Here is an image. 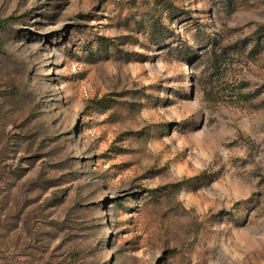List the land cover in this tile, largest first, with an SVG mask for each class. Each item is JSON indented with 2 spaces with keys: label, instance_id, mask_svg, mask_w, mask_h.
Here are the masks:
<instances>
[{
  "label": "rangeland",
  "instance_id": "rangeland-1",
  "mask_svg": "<svg viewBox=\"0 0 264 264\" xmlns=\"http://www.w3.org/2000/svg\"><path fill=\"white\" fill-rule=\"evenodd\" d=\"M0 25V264H264V0Z\"/></svg>",
  "mask_w": 264,
  "mask_h": 264
},
{
  "label": "trees",
  "instance_id": "trees-1",
  "mask_svg": "<svg viewBox=\"0 0 264 264\" xmlns=\"http://www.w3.org/2000/svg\"><path fill=\"white\" fill-rule=\"evenodd\" d=\"M0 26H2V25H0ZM149 28L151 29V31L155 32V30H154L155 29V23L154 24H150Z\"/></svg>",
  "mask_w": 264,
  "mask_h": 264
}]
</instances>
